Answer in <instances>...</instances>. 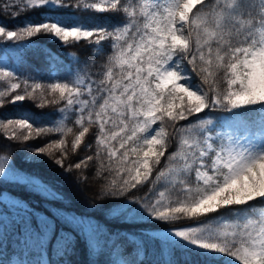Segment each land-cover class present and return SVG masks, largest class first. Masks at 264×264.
Listing matches in <instances>:
<instances>
[{"label": "snow or ice", "instance_id": "snow-or-ice-1", "mask_svg": "<svg viewBox=\"0 0 264 264\" xmlns=\"http://www.w3.org/2000/svg\"><path fill=\"white\" fill-rule=\"evenodd\" d=\"M45 6L72 5L67 0H8L4 9L18 17ZM75 6L123 13L127 20L112 31L58 21L29 23L16 30L0 25V38L8 41L41 33L64 44L83 40L99 47L110 41L98 81L42 84L0 67V106L25 100L38 101L39 108L62 105L58 111L63 117L51 126L28 119L0 120L8 138L27 142L58 134V139L34 151L64 167L82 145L92 150L85 138L95 127L94 155L69 163L66 170L86 169L93 160L99 161L96 175L114 173L102 190L104 196L128 197L133 190L150 185L143 195L132 194L128 205L115 208L112 215L116 217L135 215L168 224L264 201V141L231 132L213 135L214 122L197 115L206 109L231 112L257 105L264 111V0L259 27L237 15V0H141L138 4L78 0ZM184 61L200 84H192ZM220 82L226 85L223 90H219ZM69 114L75 115L74 127L66 123ZM190 117H195L194 123L179 124ZM169 126L178 135V147L166 156ZM172 237L204 264H211L218 255L239 264H264V213L257 219L245 215L243 220L216 227L176 228L164 239ZM133 242L144 244L139 239ZM108 243L119 247L116 240ZM185 264L200 262L187 258Z\"/></svg>", "mask_w": 264, "mask_h": 264}, {"label": "trees", "instance_id": "trees-1", "mask_svg": "<svg viewBox=\"0 0 264 264\" xmlns=\"http://www.w3.org/2000/svg\"><path fill=\"white\" fill-rule=\"evenodd\" d=\"M7 2L8 0H0V25L8 30H16L29 23L58 21L65 26L79 24L89 30L105 28L112 31L127 20L123 13H100L83 7L77 8L75 5L78 0H67L72 5L70 7L45 6L26 10L18 17H13L4 9ZM140 2L141 0H132L133 4ZM237 2V15L244 20L251 19L254 26L259 27L257 22L261 19V0ZM108 54L110 41H104L98 47L83 40L64 44L44 33L22 41L0 38V67L15 72L21 79L42 84L74 82L77 79H83L86 83L90 80L98 81ZM184 62L187 64V61ZM187 66L194 81L200 84V78L192 72L190 65ZM218 87L223 90L226 85L220 82ZM37 104L36 100H25L0 106V120L6 122L7 119H28L34 124L51 126L63 117L58 111L62 105L39 108ZM259 109V105L231 112L206 109L197 115L214 122L212 134L223 122L239 117L257 136L264 137V111ZM74 119L75 115L69 114L66 121L69 127H74ZM190 122L194 123L195 117L180 121L179 124L188 125ZM95 132V127H92L85 138L87 144L93 145L92 150L89 151L82 145L78 153L61 167L53 158L34 151L35 148L58 139V134L25 142L9 139L3 129H0V166L4 168V172L0 173V195L6 193L19 201L7 203L0 200V264H13L14 258L19 261L23 259L25 264H40L42 251L48 264H123L121 258L128 261L121 254L123 251L130 256L131 264H185L187 258L204 264L202 258L181 248L182 242L177 238L164 241L162 234L176 228L208 224L217 219L264 213V201L257 200L250 202L249 206L233 207L231 211L221 209L207 217L182 218L168 224L148 218L139 219L135 215L131 219L113 216L115 208L128 205L132 194L143 195L150 185L146 184L139 192L133 190L128 197L104 196L102 190L114 177V173L103 171L96 175L99 161L93 160L86 169L73 168L67 171L69 163L74 164L86 155H94ZM168 132L166 156L175 152L178 147L175 130L169 126ZM67 139L71 141L72 136L69 135ZM59 155L56 153V158ZM164 162L162 158L161 166ZM158 188L163 190V186ZM172 196L176 198L177 193L173 191ZM85 221H88L87 225ZM45 239L47 242L42 243ZM110 239L116 240L119 247L109 244ZM134 239L142 240L144 244L137 246ZM173 240L177 242L172 243ZM138 247L142 248L140 256L134 251ZM117 254L120 255L119 263L114 259ZM211 264L239 262L226 255H218Z\"/></svg>", "mask_w": 264, "mask_h": 264}, {"label": "rangeland", "instance_id": "rangeland-1", "mask_svg": "<svg viewBox=\"0 0 264 264\" xmlns=\"http://www.w3.org/2000/svg\"><path fill=\"white\" fill-rule=\"evenodd\" d=\"M183 67H184L185 71L187 72V74L190 75L192 84L198 85L199 83L197 81H194L193 74L191 73V71L189 70V68L185 62H183ZM216 132H221V133L231 132L234 135H239V136H242L246 139H251L254 142L264 141V137H260L259 135L257 136L256 135L257 133H255V131H253L248 125H246L239 117H235V118H232L230 120L223 122L222 125H220L218 127V129L214 132L213 135H215ZM0 200L7 202V203H9V202L19 203V201L16 198L11 197L10 195H8L6 193L0 195ZM8 206H9V204H8ZM260 215H261V213L256 215V216L250 215L248 217L252 218V219H257V218H259ZM238 219L243 220V217L242 218H233V219H228V218L217 219V220L212 221L211 223L197 225L195 227H202V226H207V225H211L213 227H216V226H219L220 224H222L224 222L234 223ZM85 223L87 225L88 221H85ZM172 231H169L167 233L162 234V238L164 241H167L166 239H164L165 235L167 234L170 236ZM174 238L175 237H172L171 240ZM100 241H102V238L100 239ZM134 251L137 252V256H140L142 254V248L141 247L134 249ZM123 252L121 254L128 259V261H127V260L121 258L123 264H131V261H129L130 256L128 255V253H123ZM114 259L117 263H119L120 255L119 254L115 255ZM13 264H25V262L23 259H21V261H19L18 259L14 258ZM40 264H47V260H46V257H45V254L43 251H42Z\"/></svg>", "mask_w": 264, "mask_h": 264}]
</instances>
